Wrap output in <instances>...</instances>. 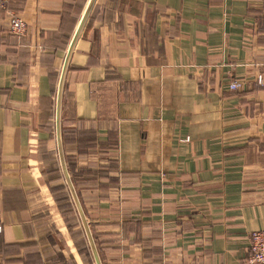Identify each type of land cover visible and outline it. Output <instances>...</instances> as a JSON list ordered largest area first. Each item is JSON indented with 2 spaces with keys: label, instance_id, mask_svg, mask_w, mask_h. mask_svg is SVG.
Returning <instances> with one entry per match:
<instances>
[{
  "label": "crops",
  "instance_id": "crops-1",
  "mask_svg": "<svg viewBox=\"0 0 264 264\" xmlns=\"http://www.w3.org/2000/svg\"><path fill=\"white\" fill-rule=\"evenodd\" d=\"M9 12L28 31L0 13V264H79L54 162L94 264L86 226L100 264H247L264 230V0Z\"/></svg>",
  "mask_w": 264,
  "mask_h": 264
},
{
  "label": "rangeland",
  "instance_id": "rangeland-1",
  "mask_svg": "<svg viewBox=\"0 0 264 264\" xmlns=\"http://www.w3.org/2000/svg\"><path fill=\"white\" fill-rule=\"evenodd\" d=\"M52 166L49 165V167H51L52 169L46 168L48 170V173H46V175L51 178L49 182L52 185H55L53 186V189L52 191H50V193L52 194V197L54 196L55 198V204H57L56 207L62 218L60 224L66 230V238L61 235V240L63 243L65 242V239H67L68 241L72 240V247L76 251L79 264H94L92 254L88 248L87 238L83 233V229L79 222L78 210L74 206L72 198L69 196L68 190L66 191V188L64 186H61L62 180H60L61 174L58 168V163L54 162ZM40 208H43L46 212L45 203ZM0 223L2 224L1 221ZM60 260L63 259L60 258ZM74 261H76L75 258L71 256L69 257L68 263L66 264H74Z\"/></svg>",
  "mask_w": 264,
  "mask_h": 264
},
{
  "label": "built area",
  "instance_id": "built-area-1",
  "mask_svg": "<svg viewBox=\"0 0 264 264\" xmlns=\"http://www.w3.org/2000/svg\"><path fill=\"white\" fill-rule=\"evenodd\" d=\"M11 0H0V13H8L10 15V31L16 36H26L28 28L27 23L15 14L9 12V4ZM256 84L264 89V73L256 76ZM246 82L243 79H236L228 83L231 91H239L243 89ZM3 227L0 223V233ZM247 264H264V230L255 231L251 234L250 252Z\"/></svg>",
  "mask_w": 264,
  "mask_h": 264
},
{
  "label": "water",
  "instance_id": "water-1",
  "mask_svg": "<svg viewBox=\"0 0 264 264\" xmlns=\"http://www.w3.org/2000/svg\"><path fill=\"white\" fill-rule=\"evenodd\" d=\"M83 21H85V17H84V20H83ZM84 222H85V221H84ZM85 224H86V223H85ZM86 230H87V233H88V236H89V240H90V243H91V247H92L93 253H94L95 257H96V260H97L98 264H100V261H99V259H98V254H97V252H96V249H95L94 246H93V242H92V239H91V237H90V235H89V230L87 229V226H86Z\"/></svg>",
  "mask_w": 264,
  "mask_h": 264
}]
</instances>
